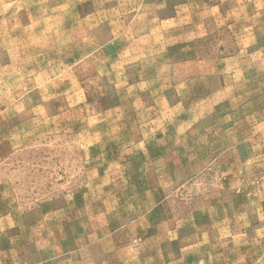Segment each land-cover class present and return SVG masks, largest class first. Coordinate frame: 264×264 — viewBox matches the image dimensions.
I'll list each match as a JSON object with an SVG mask.
<instances>
[{
  "label": "rangeland",
  "instance_id": "obj_1",
  "mask_svg": "<svg viewBox=\"0 0 264 264\" xmlns=\"http://www.w3.org/2000/svg\"><path fill=\"white\" fill-rule=\"evenodd\" d=\"M0 264H264V0H0Z\"/></svg>",
  "mask_w": 264,
  "mask_h": 264
}]
</instances>
